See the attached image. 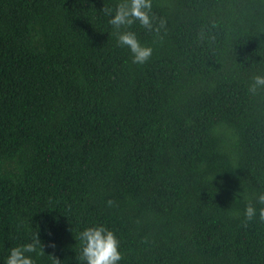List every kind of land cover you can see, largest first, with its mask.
Here are the masks:
<instances>
[{"label": "trees", "instance_id": "trees-1", "mask_svg": "<svg viewBox=\"0 0 264 264\" xmlns=\"http://www.w3.org/2000/svg\"><path fill=\"white\" fill-rule=\"evenodd\" d=\"M0 264H264V0H0Z\"/></svg>", "mask_w": 264, "mask_h": 264}]
</instances>
